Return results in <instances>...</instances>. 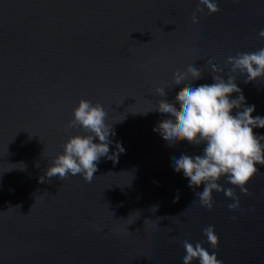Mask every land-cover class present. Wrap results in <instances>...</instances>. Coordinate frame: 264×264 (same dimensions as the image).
I'll list each match as a JSON object with an SVG mask.
<instances>
[{"label":"water","instance_id":"obj_1","mask_svg":"<svg viewBox=\"0 0 264 264\" xmlns=\"http://www.w3.org/2000/svg\"><path fill=\"white\" fill-rule=\"evenodd\" d=\"M218 3L201 14L202 0H0V264H183L186 239L224 264H264V166L247 193L220 178L239 207L214 190L208 208L173 168L203 145L168 143L154 131L164 114L150 111L157 86L175 99L178 69L198 66L193 83H212L232 74L228 56L264 48V0ZM237 83L264 115V77L237 74ZM81 98L115 123L111 159L101 157L90 182L49 178L65 140L84 131L68 127Z\"/></svg>","mask_w":264,"mask_h":264},{"label":"clouds","instance_id":"obj_2","mask_svg":"<svg viewBox=\"0 0 264 264\" xmlns=\"http://www.w3.org/2000/svg\"><path fill=\"white\" fill-rule=\"evenodd\" d=\"M205 10L219 11L218 0H202L201 14ZM193 19L197 25L200 24L199 16ZM258 35L264 38V28L259 29ZM227 63L232 74L213 75L212 83H193L203 77L198 66L191 67L187 72L178 69L174 82L181 86V90L175 99L168 98L165 87L157 86L155 91L161 99L157 107L150 110L164 114V119L154 126V131H158L168 143L176 145L187 140L192 145H203L199 153L184 152L174 157L173 168L188 178L194 196L199 197L201 204L208 208L213 207L214 190L224 191L226 196L233 198L234 202L228 205L230 209L239 207V198L233 188H224L220 178L247 193V184L260 170L258 165L264 166V133L254 131L264 128V115H253L256 106L246 102L237 83V74L243 75L245 82L264 77V48L237 52L228 56ZM210 67L212 72H223L215 63H211ZM233 93L238 95L233 96ZM72 116L68 127H79L84 131L68 136L62 145L63 150L49 165L47 177L55 176L63 180L69 175H81L90 182L101 157L111 159L110 144L111 136L115 135V123L109 126L107 111L102 103H93L86 98L79 100ZM119 145L123 151V145ZM201 185L202 190L196 191ZM179 191L174 197L176 200L179 199ZM203 231L208 242L213 247L217 246L219 237L215 226L210 224ZM183 244V264H193L194 260H198L199 264H224L217 252H210L200 241L194 244L186 239Z\"/></svg>","mask_w":264,"mask_h":264}]
</instances>
